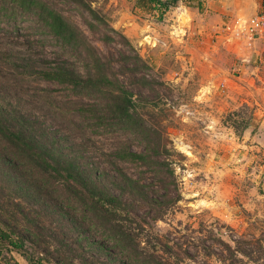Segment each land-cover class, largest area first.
Here are the masks:
<instances>
[{"label": "rangeland", "instance_id": "obj_1", "mask_svg": "<svg viewBox=\"0 0 264 264\" xmlns=\"http://www.w3.org/2000/svg\"><path fill=\"white\" fill-rule=\"evenodd\" d=\"M85 1L100 20L95 34L70 5L54 6L115 71L120 52L147 64V88L127 86L147 128L148 155L158 152L151 162L171 170L117 165L133 180L132 218L170 245L180 264H264V53L259 40L230 33L242 8L236 0H181L157 20L155 13L132 9L131 0ZM255 10L264 12V0ZM18 26L0 38L2 48H20L35 60L56 57L53 42L32 24ZM103 33L113 41L102 44ZM22 86L28 94L37 91L33 82ZM39 87L51 90L55 107L69 100L53 87ZM89 137L82 155L101 168L113 148L145 153L135 135ZM8 200L16 201L0 188V203Z\"/></svg>", "mask_w": 264, "mask_h": 264}, {"label": "trees", "instance_id": "obj_2", "mask_svg": "<svg viewBox=\"0 0 264 264\" xmlns=\"http://www.w3.org/2000/svg\"><path fill=\"white\" fill-rule=\"evenodd\" d=\"M57 1L70 5L90 33L98 31L85 0H0V38L26 22L57 48L46 61L0 46V188L16 199L0 203V264H18L12 254L24 264H180L170 245L132 218L133 180L117 166L155 164L171 175L163 162H151L158 152L148 155L147 128L128 88H147L148 66L120 52L115 71ZM131 1L132 9L161 20L181 0ZM97 39L113 41L105 33ZM29 82L36 92L23 91ZM39 85L69 100L55 107L51 90ZM121 132L140 137L145 153L113 148L106 168L82 155L91 134Z\"/></svg>", "mask_w": 264, "mask_h": 264}, {"label": "built area", "instance_id": "obj_3", "mask_svg": "<svg viewBox=\"0 0 264 264\" xmlns=\"http://www.w3.org/2000/svg\"><path fill=\"white\" fill-rule=\"evenodd\" d=\"M230 33L232 37H239L250 42L259 40L263 47L264 53V12L251 16L247 19H236L230 27ZM177 36L180 35L179 28H176ZM182 35V34H181ZM149 44V42H147ZM155 41H151V46H154Z\"/></svg>", "mask_w": 264, "mask_h": 264}, {"label": "crops", "instance_id": "obj_4", "mask_svg": "<svg viewBox=\"0 0 264 264\" xmlns=\"http://www.w3.org/2000/svg\"><path fill=\"white\" fill-rule=\"evenodd\" d=\"M238 8H242L236 11L237 15H242L243 18H237L239 20L247 19L256 15L257 0H236Z\"/></svg>", "mask_w": 264, "mask_h": 264}]
</instances>
